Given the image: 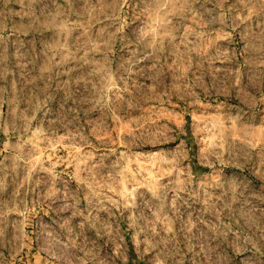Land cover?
Instances as JSON below:
<instances>
[{
	"label": "rangeland",
	"instance_id": "374dc122",
	"mask_svg": "<svg viewBox=\"0 0 264 264\" xmlns=\"http://www.w3.org/2000/svg\"><path fill=\"white\" fill-rule=\"evenodd\" d=\"M0 264H264V0H0Z\"/></svg>",
	"mask_w": 264,
	"mask_h": 264
}]
</instances>
